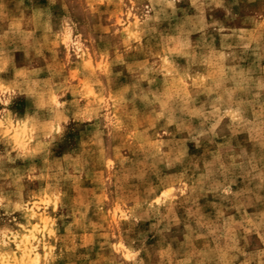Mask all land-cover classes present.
<instances>
[{
    "label": "clouds",
    "instance_id": "obj_1",
    "mask_svg": "<svg viewBox=\"0 0 264 264\" xmlns=\"http://www.w3.org/2000/svg\"><path fill=\"white\" fill-rule=\"evenodd\" d=\"M0 264H264V0H0Z\"/></svg>",
    "mask_w": 264,
    "mask_h": 264
}]
</instances>
